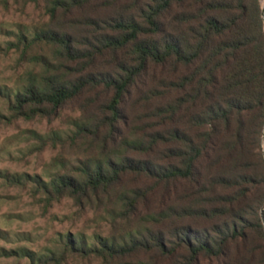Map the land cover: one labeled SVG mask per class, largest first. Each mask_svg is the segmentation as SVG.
Instances as JSON below:
<instances>
[{"label":"trees","instance_id":"obj_1","mask_svg":"<svg viewBox=\"0 0 264 264\" xmlns=\"http://www.w3.org/2000/svg\"><path fill=\"white\" fill-rule=\"evenodd\" d=\"M9 0H1L6 5ZM38 4L40 0H29ZM42 29L7 51L30 64L9 120L52 122L85 160L33 185L44 212L68 199L113 211L120 234H65L35 257L100 264H264V5L260 0H41ZM42 150L59 138H37ZM64 141V142H66ZM115 233V232H113Z\"/></svg>","mask_w":264,"mask_h":264},{"label":"rangeland","instance_id":"obj_2","mask_svg":"<svg viewBox=\"0 0 264 264\" xmlns=\"http://www.w3.org/2000/svg\"><path fill=\"white\" fill-rule=\"evenodd\" d=\"M264 5V0H260ZM48 17L45 3L29 0H0V264H38L27 256L6 257L4 252L25 248L35 257L60 247L65 234L81 236L86 244L120 234L119 222L113 211L103 206L76 207L71 200L62 199L44 212L32 198L33 185L25 188L10 185L2 175H27L47 181L60 165L53 159L61 156L66 167H75L85 160V144L66 141L74 131L73 122L79 116L75 106L64 109L52 122L46 119L9 120L7 101L20 88V77L31 65L19 62L15 51L7 46L15 42L20 32L43 28ZM59 138L42 150L37 138ZM66 141V142H64ZM115 232V233H113ZM62 264H100L94 259L68 255Z\"/></svg>","mask_w":264,"mask_h":264},{"label":"water","instance_id":"obj_3","mask_svg":"<svg viewBox=\"0 0 264 264\" xmlns=\"http://www.w3.org/2000/svg\"><path fill=\"white\" fill-rule=\"evenodd\" d=\"M262 15H264V8H263V10H262Z\"/></svg>","mask_w":264,"mask_h":264}]
</instances>
